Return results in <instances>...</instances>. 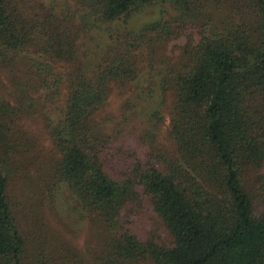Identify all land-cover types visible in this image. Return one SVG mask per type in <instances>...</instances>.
Listing matches in <instances>:
<instances>
[{"label":"trees","instance_id":"obj_1","mask_svg":"<svg viewBox=\"0 0 264 264\" xmlns=\"http://www.w3.org/2000/svg\"><path fill=\"white\" fill-rule=\"evenodd\" d=\"M146 8L156 18L131 27ZM213 15L233 19L208 25ZM194 19L189 65L164 61L154 84L173 91L171 149L157 148L160 104L143 92L150 149L139 157L100 110L110 88L137 84L133 54L147 35L176 36ZM0 75V264H264V116L251 118L264 108V0H0ZM32 154L36 176L23 174ZM139 190L170 246L134 234ZM27 209L38 227L25 228ZM84 227L99 248L77 255L64 230ZM52 238L67 251L56 260Z\"/></svg>","mask_w":264,"mask_h":264},{"label":"rangeland","instance_id":"obj_2","mask_svg":"<svg viewBox=\"0 0 264 264\" xmlns=\"http://www.w3.org/2000/svg\"><path fill=\"white\" fill-rule=\"evenodd\" d=\"M37 1L47 4L51 0ZM155 18L156 11L154 9L152 10L150 8H146L142 12L133 15L130 19L129 24L131 25V27H137L143 23L154 20ZM203 18L207 19L208 25L215 26L218 21L222 19H224L226 23L229 24L232 21L231 19H233V16L213 15L207 17L203 16ZM194 20L195 22L193 23V25H191L190 27H185L186 29L181 31L176 36L163 38L154 34L147 35V41L142 47V50H137L133 54V59L136 64L143 68L141 76L137 80V84H132L122 91L117 90L116 87L110 88L106 106L102 110H100L101 112L99 113V115H104L106 120L108 121L106 128H111L110 122H113L116 125L119 124L118 129L123 145H129L134 148L139 157H142V153H145V150L150 149V142H145L141 136V134L144 132L143 128L145 118L138 99L140 93L143 92H145V97L150 95L151 98H157V100H159L162 120L160 121V128L157 133V148H159V150H162V152L165 148L164 154L171 149V142L169 139L167 140L166 130L170 118L169 113L172 114L170 106L171 102L173 101V91L170 88L163 96H160L158 92L159 90L156 86V88L154 87V84L159 79L158 72L160 68L164 66L165 62H167L171 66H175L176 70L178 71H183V67L189 65L187 61L188 54L193 50L194 45L198 40V37L193 36L192 38L191 35L192 33L198 32L199 22L196 19ZM201 20L203 19L201 18ZM86 43V47H90L93 53H95L96 50L99 49V47L96 45L101 44L100 41H95V39L93 38ZM147 64H152L153 69H150ZM0 80L1 83H4V78L1 75ZM148 90H151L152 92L149 94ZM251 115H253L251 116L252 120H254L255 118L259 119L260 116H264V108L257 105V107L253 109ZM23 127L30 132L37 134L35 138L39 145L47 146L48 141L45 140L46 137L42 132L39 133L38 129L40 126L37 121L26 119ZM47 149L48 148H44L37 151ZM31 158L33 159V163H31L29 160H25L23 174H35L36 176L37 172L35 173V169L37 168L36 166H39V163L33 154L31 155ZM18 182L19 181H13L11 183L18 184ZM12 187V190L17 194L12 195L16 199L21 200L22 203H25L24 194H22L21 190L18 188H14L15 186ZM137 195L139 196L140 202L135 203L131 211V217L133 218L134 224V234L139 241L152 239L157 244L170 246L171 238L166 232L155 212L152 210L148 196L144 195L140 190L139 192H137ZM62 203L63 200L60 199L58 203L60 205V208L62 206ZM25 206L30 209L28 204H25ZM29 209L20 211V214L23 216L22 220L26 229H30V226L32 225H37L38 227V224L36 223L37 216L34 215L30 218L28 216V214L31 213L29 212ZM38 211L40 212V209H38ZM34 217L35 219H33ZM42 223L44 225H47L44 220H42ZM49 223H51V226L54 227L55 230L64 229L60 226V224L54 223L51 218ZM64 231V233L69 238L72 247L76 249V252L78 253L77 255H87L89 252L88 250H91V248H99V242H97V238H95L93 232H91L86 227L80 229L77 232L76 236L73 234H69L66 230ZM49 247L51 248L50 250L52 251V256L55 258V260L61 258L63 253L67 252L65 250V244L59 239L52 238Z\"/></svg>","mask_w":264,"mask_h":264}]
</instances>
